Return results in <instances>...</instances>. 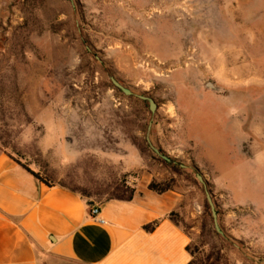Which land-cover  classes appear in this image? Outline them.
I'll use <instances>...</instances> for the list:
<instances>
[{"label":"rangeland","instance_id":"374dc122","mask_svg":"<svg viewBox=\"0 0 264 264\" xmlns=\"http://www.w3.org/2000/svg\"><path fill=\"white\" fill-rule=\"evenodd\" d=\"M151 121L182 175L150 148ZM0 151L95 203L174 180L166 193L198 244L264 264V0H0ZM198 174L221 239L202 236Z\"/></svg>","mask_w":264,"mask_h":264},{"label":"crops","instance_id":"0c3cea01","mask_svg":"<svg viewBox=\"0 0 264 264\" xmlns=\"http://www.w3.org/2000/svg\"><path fill=\"white\" fill-rule=\"evenodd\" d=\"M260 168L264 171V161ZM220 183L227 191V183ZM226 194L235 208L261 210ZM179 204L174 193L149 190L129 202L95 203L47 186L0 151V264H189L190 238L168 218ZM94 207L104 223L92 218ZM155 222V229H145ZM254 230L239 226L229 232L254 236L251 244L257 245L263 235Z\"/></svg>","mask_w":264,"mask_h":264},{"label":"trees","instance_id":"16d2710c","mask_svg":"<svg viewBox=\"0 0 264 264\" xmlns=\"http://www.w3.org/2000/svg\"><path fill=\"white\" fill-rule=\"evenodd\" d=\"M113 87H114V85H113ZM116 90H118V89H116ZM118 91L121 92L120 90H118ZM4 153L10 159H12L13 161H15L19 166H21L23 169H25L31 175H33L38 181L46 184L49 187H52V186H60L62 188L68 189L71 192L76 193V194L79 195V193L76 190L71 189L70 187H68L66 185H61V184H56L55 185V184H51L47 179H44V178L40 177L39 174L35 173L31 169H29L27 166L23 165L21 162H19L17 159H15L10 154H8L6 152H4ZM161 153L163 155H165L162 151H161ZM160 162L163 165H165L166 167L170 168L175 175H182L185 172L181 168V164H178L176 161H173L172 160V162H167V161H165V160L162 159V160H160ZM174 183H175L174 180H172L170 183L164 184V185H157V184L153 183V184H151V186H150L149 189H150V191H152L154 193L164 194L167 191H171L172 190V187H173ZM207 185H208V183H207ZM208 188H209V186H208ZM134 196L135 195H134V192L133 191H131V192L126 191V194L124 196L112 198V199H110V201H112V200H118V201L129 202V201H132L133 200ZM212 198L214 200V197L213 196H212ZM214 203H215V206H217L216 205V202H214ZM216 209H217V207H216ZM217 213L220 216V214L218 212V209H217ZM168 218L174 224H176L177 226L181 227L179 225V221H178V214L175 211L171 212L168 215ZM156 226H157V222L146 226L145 229L150 232L153 229H155ZM183 230H185V229H183ZM202 230H203V235L202 236H204L207 233L208 236L210 238H212V239H215V238L221 239L220 235L215 230L214 222H213V216H212V212H211V208H210V206H209V204L207 202V199H206V203H205V206H204V216H203ZM186 233L188 234V236L190 238V243H189V245L187 247V250H188V252H189V254L191 256V261L189 262V264H223V254L224 253H223V249L222 248H218L216 245H212V247L209 250H207L209 248V244H205L203 242H201L200 244H198V242H196V240L188 232H186Z\"/></svg>","mask_w":264,"mask_h":264},{"label":"water","instance_id":"95a60500","mask_svg":"<svg viewBox=\"0 0 264 264\" xmlns=\"http://www.w3.org/2000/svg\"><path fill=\"white\" fill-rule=\"evenodd\" d=\"M111 82L112 84L114 85V87L118 90H120L125 96L127 97H137L139 98L140 100H143V101H148L149 104H150V111L152 114L155 113L156 111V105L154 103V101L150 98H147L145 96H141V95H136L134 94L129 88H126L125 86H123L119 81H117L114 77L111 78ZM151 126H152V121L150 122V126H149V131H148V134H147V142L150 146V148L153 150V152L158 155L160 158H162L163 160L167 161V162H172L171 158L163 155L161 153V151L159 149H157L151 142V139H150V129H151ZM197 178L199 180V182L203 185L204 187V190H205V195H206V199H207V202L211 208V212H212V216H213V222H214V227H215V230L218 234L220 235H223V231L220 227V224H219V216H218V213H217V210H216V206H215V203L213 201V198H212V195L209 191V188H208V185H207V182L205 181V179L200 175L198 174L197 175Z\"/></svg>","mask_w":264,"mask_h":264},{"label":"built area","instance_id":"2783aa9c","mask_svg":"<svg viewBox=\"0 0 264 264\" xmlns=\"http://www.w3.org/2000/svg\"><path fill=\"white\" fill-rule=\"evenodd\" d=\"M100 215V209L98 207H94L91 209V216L94 220L100 222V223H104V220L101 218H98V216Z\"/></svg>","mask_w":264,"mask_h":264}]
</instances>
